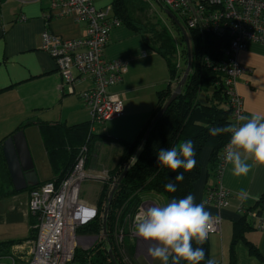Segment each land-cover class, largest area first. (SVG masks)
<instances>
[{
  "label": "crops",
  "instance_id": "0c3cea01",
  "mask_svg": "<svg viewBox=\"0 0 264 264\" xmlns=\"http://www.w3.org/2000/svg\"><path fill=\"white\" fill-rule=\"evenodd\" d=\"M48 8V0H0V139H7L23 127L37 184L53 179L50 166L47 178L42 181L36 170L37 159L49 165L37 123L71 126L91 121L78 96L89 82L77 84L74 94L59 90L61 78L55 62L40 48L43 30L48 29L63 38H77L85 35V24L49 16ZM21 16L25 17L24 21H20ZM109 41L106 57L127 59L123 81L112 89L122 101L124 115L103 126H93L92 133L101 138L94 141L89 151L91 154L94 148L97 150L90 158L97 161L91 171L112 167L121 155V147L103 137L126 141L135 138L155 111L157 92L169 83L165 60L150 50L140 35L121 25L111 32ZM236 62L243 69L236 80L243 115H264V46L249 43L247 49L237 54ZM210 155V148L201 152L200 177L193 184L192 194L199 203L205 202L207 189L221 186L227 192L225 207L217 209L207 203L205 206L213 216L222 217L219 232L207 238L209 259L215 264H228L233 226L240 222L244 211L256 208L264 195V166L253 164L248 175L237 177L232 174L230 165L216 177L209 169ZM27 188L12 193L13 188L0 185V264L3 261L26 264L30 257L33 241L30 235L37 219L28 210L30 189ZM242 190L248 194L246 198H240ZM243 237L245 241L239 240L234 247L235 264H264V234L250 229ZM247 244L255 248L257 256L250 253Z\"/></svg>",
  "mask_w": 264,
  "mask_h": 264
},
{
  "label": "trees",
  "instance_id": "16d2710c",
  "mask_svg": "<svg viewBox=\"0 0 264 264\" xmlns=\"http://www.w3.org/2000/svg\"><path fill=\"white\" fill-rule=\"evenodd\" d=\"M157 5L163 11L167 10L159 2ZM111 6L113 15L119 19L121 25L140 35L148 48L165 60L169 83L157 92V105L153 115L132 141L103 137V139L116 142L121 147L120 160L110 173L112 185L104 187L94 216L77 228V236L92 237L95 238V241L87 250L75 249L73 264H112L108 255L109 250L112 252L117 264H127L126 260L131 259L137 252L138 239L135 238L133 228L134 218L138 210L147 201L157 202L161 200L162 204H165L172 199H180L192 194L193 184L200 177V155L203 149H211L209 169L215 174L217 158L222 148L229 141L228 135L216 137L210 135V128L223 127L231 123L232 110L222 83V75L217 70L218 62L222 58L225 41L212 35L202 37L197 31L188 30L187 36L191 41L190 59L192 70L186 79L181 94L155 122L147 140L142 143L151 122L170 97L183 73L180 74L175 61L176 46L167 31L165 29L160 32L153 29L148 31L137 20L135 14L148 9V4L144 0H111ZM174 16L177 19V16ZM179 22L184 26L183 21ZM171 23L180 35L184 64L187 65L188 55L184 38L177 26L172 21ZM147 32H152V42H149L145 37ZM174 81H176L175 86L172 85ZM37 127L53 176L52 180L56 183L62 181L71 172L80 148L86 146L89 152L94 141L101 138V136L97 137V135L90 132L89 123L68 126L59 123L39 122ZM22 129L23 127L18 128L17 131ZM4 140L0 139V185L13 188L2 153ZM185 140H191L194 146L197 161L194 169L191 172H184L183 169L173 172L160 167L157 161V152L161 148H172ZM133 157L136 159H133ZM130 161L132 163L129 165L127 174L113 195L106 222V235H104L102 217L108 196L116 180ZM178 174L183 175L182 181L175 180V176ZM168 182L176 184L177 190L175 193H168L164 190V186ZM40 185L36 184L27 189L31 191ZM11 192L15 193L16 191L12 189ZM256 206L259 209L264 208V195L258 200ZM35 225L36 223L33 224V226ZM250 229L243 217H241L239 223L233 226L228 264L236 263L235 244L241 239L245 241L243 233ZM36 233V229L33 228L30 235L31 239H35ZM193 247L204 249L205 259L200 264H207L209 260L208 241L206 240L202 245H197L193 241ZM249 250L251 254L257 256L254 247L250 246ZM169 264H172L171 257ZM179 264H186V262L180 261Z\"/></svg>",
  "mask_w": 264,
  "mask_h": 264
},
{
  "label": "built area",
  "instance_id": "2783aa9c",
  "mask_svg": "<svg viewBox=\"0 0 264 264\" xmlns=\"http://www.w3.org/2000/svg\"><path fill=\"white\" fill-rule=\"evenodd\" d=\"M41 2L42 0H22ZM99 0H48V15L70 18L85 24V35L63 38L48 29L40 35V48L55 62L61 78L59 90L74 94L75 86L88 81L86 89L78 94L90 114V132L93 126H103L124 115L123 104L112 89L123 81L127 72V59L105 58L111 32L121 26L112 12L111 2L97 5ZM168 11L183 21L185 30H193L202 37L212 35L223 39L222 58L218 68L232 110L231 123L243 115V102L236 91L237 77L243 69L236 56L247 49L249 43L264 46V0H158ZM25 17L21 16L20 21ZM214 71H216L214 69ZM225 147V146H224ZM217 158L215 176L227 169L223 149ZM86 146H82L71 172L59 183L51 180L32 189L28 210L37 223L30 257L26 264H73L75 249L80 246L76 234L80 211L85 210L79 194L88 179L84 165ZM205 203L217 209L227 205V192L221 187L207 189ZM243 218L251 229L264 234V208L246 210ZM221 222L209 235L218 233ZM11 264H17L12 261Z\"/></svg>",
  "mask_w": 264,
  "mask_h": 264
},
{
  "label": "clouds",
  "instance_id": "9594fccd",
  "mask_svg": "<svg viewBox=\"0 0 264 264\" xmlns=\"http://www.w3.org/2000/svg\"><path fill=\"white\" fill-rule=\"evenodd\" d=\"M210 135H228L223 159L231 165L234 176L248 175L253 164L264 166V115H240L236 123L210 128ZM195 155L192 141L185 140L172 148H161L157 152V161L160 167L173 172L179 169L191 172L197 163ZM183 178L182 174L175 176L176 181ZM164 190L175 193L176 184L168 182ZM247 195L243 190L239 193L240 198ZM221 220V216H213L206 210L204 201L197 203L194 195L188 194L163 205L140 208L134 218L133 231L143 241L151 242L148 255L160 264H169L170 257L172 264H179L180 261L200 264L205 259V252L202 247H193V241L202 245ZM207 264H215V261L209 259Z\"/></svg>",
  "mask_w": 264,
  "mask_h": 264
},
{
  "label": "rangeland",
  "instance_id": "374dc122",
  "mask_svg": "<svg viewBox=\"0 0 264 264\" xmlns=\"http://www.w3.org/2000/svg\"><path fill=\"white\" fill-rule=\"evenodd\" d=\"M144 1L148 4V9L142 13L137 12L135 14L137 20L141 22L148 29V31L153 29L157 32H160L162 29H165L167 33L172 37L173 42L176 46L175 61L179 68L180 74H182L186 68V63L184 64V55L182 53L183 48H182V44L180 40L181 38H180L179 33L176 31L174 25L171 23V20L167 17L164 11L159 8V6L154 2V0H144ZM110 2L111 0H99L96 2V4L99 6L102 4L106 5ZM186 32H188V30H186ZM152 36H153L152 32H147L145 34V37L147 38L149 42H152ZM188 41L191 47L190 38ZM109 44H110V41H109ZM109 44L107 45V47L109 46ZM105 58L107 60L118 59V58L108 59L106 55H105ZM191 70H192V67H191ZM172 85L175 86L176 81H174ZM116 124H118V122H116L115 125ZM133 139L134 137H132L131 140ZM38 151L39 150L37 148V152ZM96 152L97 150L94 148L91 151V154H89L88 151L86 153V161H85L84 169H85L86 175L88 176V179L82 184L80 194H79L80 201L82 202V206L85 210H83L82 212L80 211L79 225L81 223L86 222L87 220L91 219L94 216L98 203L101 200L100 196H101V193L104 191V187L112 185V183L110 182V178H111L110 173L118 165L119 160H120V157H119L117 162L110 168L101 167L98 171H91V170H94L93 169L94 167H96L97 161L94 158L91 161L90 158ZM37 156H39V154H37ZM37 160H38V163L36 166V170L39 174L40 181H42L47 178L50 172L49 165L47 164V162L41 161V159L40 160L37 159ZM151 205H163V204L161 200H158L157 202L147 201L142 207H148ZM135 238L138 239L136 255H134L131 259L126 260V263L127 264H147V263L148 264H160V261L153 260V258L148 255L147 250L151 242H145L142 239H140L138 236H136ZM79 239H80V246L78 247L79 249L87 250L94 244V239L92 237H79ZM3 264H7V263L3 261Z\"/></svg>",
  "mask_w": 264,
  "mask_h": 264
},
{
  "label": "water",
  "instance_id": "95a60500",
  "mask_svg": "<svg viewBox=\"0 0 264 264\" xmlns=\"http://www.w3.org/2000/svg\"><path fill=\"white\" fill-rule=\"evenodd\" d=\"M154 2L157 4L158 0H154ZM164 13L167 15V17L177 26V28L180 30V33L182 34L184 38V43L187 51V65L186 68L182 74V77L178 81L177 85L175 86L173 92L171 93L170 97L166 101V103L163 105L162 109L157 113L153 121L151 122L148 130L146 131L142 143H144L148 136L151 128L155 124V122L164 114L166 109L169 107V105L177 99V97L181 94L182 88L185 85L186 79L190 74L191 71V59H190V45L188 41V36L186 30L183 28V26L180 24V22L176 19V17L169 12L168 10H164ZM2 153L3 157L5 159V163L7 166V170L11 179L12 187L16 192H20L25 190L29 185L34 186L37 184V176L34 171V165L31 158V154L27 145V141L24 135V132L22 130L17 131L7 139L3 141L2 144ZM130 163L124 168L121 175L116 180L109 196L107 199V204L105 206L104 212H103V234L106 235V222L108 213L111 207L113 195L115 191L117 190L119 184L127 174V171L129 169ZM95 241V238H93ZM109 259L112 262V264H117L112 252L108 251Z\"/></svg>",
  "mask_w": 264,
  "mask_h": 264
}]
</instances>
